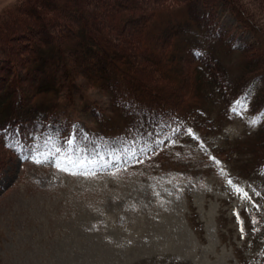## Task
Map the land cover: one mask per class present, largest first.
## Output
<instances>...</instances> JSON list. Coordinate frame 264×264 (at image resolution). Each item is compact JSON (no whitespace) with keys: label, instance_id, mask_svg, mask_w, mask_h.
<instances>
[{"label":"rangeland","instance_id":"rangeland-1","mask_svg":"<svg viewBox=\"0 0 264 264\" xmlns=\"http://www.w3.org/2000/svg\"><path fill=\"white\" fill-rule=\"evenodd\" d=\"M223 2L231 3L230 9L240 11L264 34V0ZM175 4L174 0H0V87L16 81L28 93L42 84V76H56L52 70L58 66L60 70L62 63L88 70L89 57L83 59L69 50L63 62L42 58L43 49L48 48L45 43L61 41L69 31L80 36L68 29L73 19L85 26L93 40L114 49L136 79L178 97L184 85L189 90L186 74L181 83L170 82L140 45L151 33L149 26L173 14L169 10ZM66 5L70 7L64 17L61 8ZM223 21L232 22L233 17L225 14ZM158 41L162 46L169 42L163 37ZM93 51L90 55L98 53ZM251 58L264 64V59ZM72 75L73 100L62 99L67 97L62 87V94H56L61 98L50 99L55 105L52 113L64 108L73 116L71 127L85 128L90 122L79 119L78 97L101 106L109 98L84 78ZM4 92L7 95L9 90ZM51 97L38 95L44 102ZM211 111L216 128L205 123L202 130H191L195 139L188 133L181 140L169 136L151 154L129 149L108 158L72 157L83 161V166L48 152L35 159L11 158L0 147V158L7 162L0 173V264H264V167L251 154V137L259 122L246 102L236 101L231 119L223 123H218L217 109ZM52 161L67 171H59ZM229 179L260 205L257 230L243 212L244 208L254 212L252 203L231 195ZM253 189L261 195L256 196ZM234 209L245 220L244 239Z\"/></svg>","mask_w":264,"mask_h":264},{"label":"trees","instance_id":"trees-1","mask_svg":"<svg viewBox=\"0 0 264 264\" xmlns=\"http://www.w3.org/2000/svg\"><path fill=\"white\" fill-rule=\"evenodd\" d=\"M174 1V8L169 10L173 14L166 15L158 24H151L148 39L140 45L158 73L170 82L181 83L186 74L191 91L184 85L183 93L177 97L169 90L139 81L119 62L114 49L93 40L84 25L70 19L73 25L68 29L80 36L69 31L61 41L45 43L48 48L43 49L42 58L50 56L54 63L55 60L63 62L68 57L64 52L69 50L81 58L88 60L89 57L88 70H77L72 62L62 63L60 70L59 66L52 70L56 76H42V84L33 86L28 93L16 81H11L10 84L15 83L11 86L6 82L0 87V147L3 151L11 158L48 152L57 156L67 154L71 159H99L129 149L137 153L149 150L151 154L159 151L169 136L181 140L189 129L202 130L205 123L216 128V121L209 115L211 109H217L218 123L229 121L233 103L238 100L247 103L250 113L259 122L251 137L254 142L251 154L256 164L264 167V64L251 60L252 55L261 61L264 59V34L245 20L240 11L229 5L230 9L228 4L231 3H222L227 0ZM67 6H59L65 10L64 17L68 13ZM225 14L233 17V21H223ZM62 23L64 25V21ZM245 34H249V38H244ZM157 36L169 41V47L162 46L158 41L162 37ZM39 42L41 44L42 40ZM91 51L98 53L90 55ZM72 73L106 92L109 98L108 104L101 106L78 97L77 115L90 122L85 128L71 127L73 116L64 108L59 107L52 113L55 105L50 99L61 98L56 94H62V87H66L63 95L67 96L62 99L73 100ZM5 89L9 90L7 95ZM41 94L52 97L46 102L40 101L38 95ZM177 127L179 132L171 130ZM68 137L74 138L71 146L65 143ZM6 164V159L0 158V173Z\"/></svg>","mask_w":264,"mask_h":264},{"label":"snow or ice","instance_id":"snow-or-ice-1","mask_svg":"<svg viewBox=\"0 0 264 264\" xmlns=\"http://www.w3.org/2000/svg\"><path fill=\"white\" fill-rule=\"evenodd\" d=\"M253 124H255L256 122L253 121ZM174 132H179V128H173L171 129ZM188 135L189 136H193L191 130H188ZM193 138L195 139V137L193 136ZM162 142V141H159ZM65 143L69 146H71L74 143V138L68 137L65 139ZM56 151H59V148L56 149ZM77 152H79V149L76 150ZM26 159H35V156L33 155H28L25 157ZM65 159H67L70 163H73L74 165H78V166H83V161H73L71 159L70 155L65 156ZM214 159V158H213ZM45 161H47V157L45 158ZM37 163H40L41 161L36 160ZM53 166H55L59 171H67L66 168H63L60 166L59 163L52 161ZM216 163L218 164L219 162L216 161ZM73 175H75L76 173H72ZM89 174H94V173H84V175H89ZM227 185L229 186V188L231 189V195L238 198L241 202H251L252 203V209H254L255 211L252 212L250 211L248 208H244L243 212L246 213L249 217V219L251 220L252 226H253V230H257V225L261 223V221H259L257 219V215L256 213H259L261 211V207L259 204L255 203L254 201H252V196L249 194V192L244 188L241 187L239 184H237L235 181H233L232 179H229L227 181ZM251 185H248V188H251ZM253 193L256 196H260L261 193L259 191H256L255 189H253ZM233 216L235 217L236 220V224L238 227V231L240 232V238L244 239L245 237V220L244 218L241 216V212L238 209H234L233 210Z\"/></svg>","mask_w":264,"mask_h":264},{"label":"bare ground","instance_id":"bare-ground-1","mask_svg":"<svg viewBox=\"0 0 264 264\" xmlns=\"http://www.w3.org/2000/svg\"><path fill=\"white\" fill-rule=\"evenodd\" d=\"M74 1V0H73ZM77 1V0H76ZM98 1V0H97ZM82 4H83V2H82ZM77 8V7H76ZM31 9V8H30ZM100 9V8H99ZM21 10V9H20ZM45 10V9H44ZM96 10V9H95ZM35 13V12H34ZM41 13V12H40ZM94 13V12H93ZM43 14H44V12H43ZM91 14V13H90ZM112 14V13H111ZM55 15V14H54ZM94 15V14H93ZM95 15H96V13H95ZM94 15V16H95ZM42 16V15H41ZM48 16V15H47ZM90 16V15H89ZM92 16V15H91ZM31 17V16H30ZM38 17V16H37ZM40 17V16H39ZM44 17V16H43ZM47 18V17H46ZM29 19V18H28ZM81 19V18H80ZM101 19V18H100ZM40 20V19H39ZM83 20V19H82ZM87 20V19H86ZM102 20V19H101ZM35 21V20H34ZM54 21V20H53ZM90 21V20H89ZM100 21V20H99ZM131 22V21H130ZM9 23V22H8ZM102 23V22H101ZM134 24V23H133ZM6 29V28H5ZM91 33V32H90ZM98 33H99V31H98ZM93 34V33H92ZM103 35V34H102ZM123 35V34H122ZM102 37V36H101ZM104 37V36H103ZM100 38V37H99ZM103 40V39H102ZM111 41V40H110ZM94 42V41H93ZM131 42V41H130ZM123 43V42H122ZM123 48V47H122ZM120 49V48H119ZM125 49V48H124ZM138 50V49H137ZM115 56V55H114ZM151 78V77H150Z\"/></svg>","mask_w":264,"mask_h":264}]
</instances>
